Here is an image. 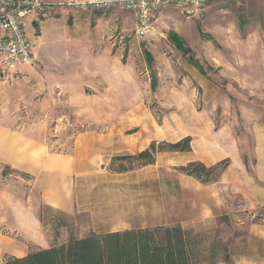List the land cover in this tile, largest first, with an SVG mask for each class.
I'll return each mask as SVG.
<instances>
[{
	"label": "rangeland",
	"instance_id": "rangeland-1",
	"mask_svg": "<svg viewBox=\"0 0 264 264\" xmlns=\"http://www.w3.org/2000/svg\"><path fill=\"white\" fill-rule=\"evenodd\" d=\"M134 20L104 4L47 15L40 24L28 19L35 62L0 78V264L35 252L34 245L45 250L91 235L77 229L86 218L50 207L25 171L50 157L80 155L98 174L102 168L104 185L121 193L113 197L120 205L145 197L158 209L167 197L169 225L161 229L184 217L199 227L189 234L203 260H218L216 236L230 237L240 252L248 225L264 226V208L226 195L227 180L241 186V167L224 158L233 150L253 174L264 150V0H211L191 16L169 8L144 39L136 37ZM171 33L188 51L175 47ZM185 138L190 153L159 152L145 173L138 162L118 161ZM224 160L229 166L214 183L179 171ZM183 175L221 190L217 217L196 223L204 196L182 194Z\"/></svg>",
	"mask_w": 264,
	"mask_h": 264
},
{
	"label": "crops",
	"instance_id": "crops-1",
	"mask_svg": "<svg viewBox=\"0 0 264 264\" xmlns=\"http://www.w3.org/2000/svg\"><path fill=\"white\" fill-rule=\"evenodd\" d=\"M40 1L55 8L54 12L50 14L52 15L78 9L74 6H68L70 2L83 5L92 0ZM166 10L163 11L162 15ZM36 22L38 21L36 20ZM0 132L4 133L3 131ZM230 153L226 154L224 158H232V161L237 163V167H241L238 174L241 186L229 183L227 180L225 182L226 195L229 193L231 196L240 197L242 202L252 209L264 208V150L258 156L253 174L248 172L244 160L241 159L242 157L239 156L236 159L237 161H235L233 159L234 155H232L233 150H230ZM144 169L143 173L148 168L145 166ZM25 171L36 178V188L50 207L56 209L66 217L86 218L88 220L86 225H79L77 229H82L84 226L91 235L138 229L153 230L169 225V200L167 197L164 202H161V206L158 209H154L152 200L145 197L140 198L138 204L137 200L135 203H132L131 199H128V202L131 203L126 201L125 205H120L118 203L120 199L118 197L114 199L113 197L121 193L118 192V188L115 189L113 186L106 187L104 185L103 169L100 168L102 174H98L96 164H86L80 155L60 157L59 159L50 157L48 162H44L42 166L34 165L33 167H28ZM179 180L182 194L192 192L195 195L204 196V201L199 203L200 206L198 205V208L200 207V210L203 211L202 216L200 214L195 217L193 216L197 221L196 223L203 224V221H207L208 218L213 219V217L218 216L217 212H220L221 208L220 197L218 196V193L221 191L219 188H214V186L201 187L198 185V182L184 175ZM144 181L147 183V180ZM145 193L150 194L146 190ZM123 200L125 201L126 199ZM115 201L117 202L116 205H114ZM228 209L230 208H225V210ZM174 224L181 226L185 230L189 240H191L189 231L193 229H198L199 232L202 231L199 227L196 228L193 225H188L185 217ZM248 226L246 241L243 246L244 249L240 252L235 247L233 248L232 243L229 244L232 240L230 237L216 236L212 249L215 252H221L218 260H203V256L200 253L202 256L201 260V256L198 254L200 251L192 248L193 264H264V226L253 223ZM77 231L79 232V230ZM85 233L83 234L85 235ZM216 235L218 234L216 233ZM83 238L85 237H80V239ZM34 248H36L34 251L41 250L35 245ZM48 248L50 247L44 249ZM29 253L30 249L28 248L18 258L25 257Z\"/></svg>",
	"mask_w": 264,
	"mask_h": 264
},
{
	"label": "trees",
	"instance_id": "trees-1",
	"mask_svg": "<svg viewBox=\"0 0 264 264\" xmlns=\"http://www.w3.org/2000/svg\"><path fill=\"white\" fill-rule=\"evenodd\" d=\"M169 38L178 50L185 52V45L178 34L171 33ZM152 88H156V80ZM191 143V138H185L162 149L153 143L146 151L136 156L120 157L118 161H135L140 166L153 165L159 152L190 153ZM228 166V160L211 167L192 162L179 168V171L202 183H214ZM192 247V240L181 226L138 229L103 236L92 234L61 246L32 252L25 257H10L5 264H193Z\"/></svg>",
	"mask_w": 264,
	"mask_h": 264
},
{
	"label": "built area",
	"instance_id": "built-area-1",
	"mask_svg": "<svg viewBox=\"0 0 264 264\" xmlns=\"http://www.w3.org/2000/svg\"><path fill=\"white\" fill-rule=\"evenodd\" d=\"M211 0H92L83 5L70 2L68 6L86 9L101 5H117L135 18V33L146 38L154 29L163 11L178 8L183 14L194 15ZM55 8L40 0H0V78L35 62L34 43L26 27L28 19L35 17L41 23Z\"/></svg>",
	"mask_w": 264,
	"mask_h": 264
}]
</instances>
